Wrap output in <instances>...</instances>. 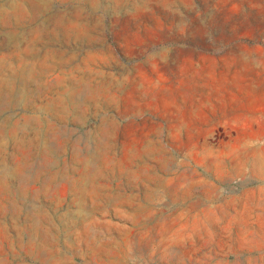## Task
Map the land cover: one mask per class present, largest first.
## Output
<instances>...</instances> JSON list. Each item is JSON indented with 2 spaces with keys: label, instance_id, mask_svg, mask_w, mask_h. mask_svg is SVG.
<instances>
[{
  "label": "rangeland",
  "instance_id": "obj_1",
  "mask_svg": "<svg viewBox=\"0 0 264 264\" xmlns=\"http://www.w3.org/2000/svg\"><path fill=\"white\" fill-rule=\"evenodd\" d=\"M0 264H264V0H0Z\"/></svg>",
  "mask_w": 264,
  "mask_h": 264
}]
</instances>
